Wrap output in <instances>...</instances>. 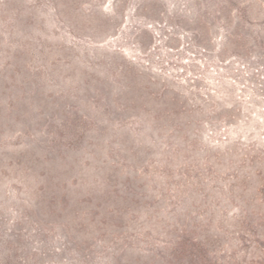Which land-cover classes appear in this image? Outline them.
Wrapping results in <instances>:
<instances>
[{
  "label": "rangeland",
  "instance_id": "obj_1",
  "mask_svg": "<svg viewBox=\"0 0 264 264\" xmlns=\"http://www.w3.org/2000/svg\"><path fill=\"white\" fill-rule=\"evenodd\" d=\"M0 264H264V0H0Z\"/></svg>",
  "mask_w": 264,
  "mask_h": 264
}]
</instances>
